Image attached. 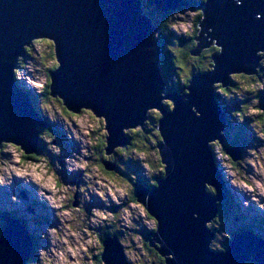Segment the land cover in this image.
Here are the masks:
<instances>
[{
  "label": "water",
  "instance_id": "1",
  "mask_svg": "<svg viewBox=\"0 0 264 264\" xmlns=\"http://www.w3.org/2000/svg\"><path fill=\"white\" fill-rule=\"evenodd\" d=\"M140 1L0 0V146L12 144L24 155L37 152L36 127L45 123L18 86L15 71L25 47L48 40L59 65L49 71L50 96L72 115L88 110L103 119L107 154L127 145L124 130L143 127L148 110L160 114L154 128L162 177L135 196L156 223L149 246L165 264H264V239L251 231L235 233L222 254L207 247L213 239L207 225L225 200L210 147L223 145L227 125L215 89L226 88L232 75L251 76L260 69L264 55L255 52L264 51V0H241L239 6L233 0L200 2L199 36L191 55L211 45L221 51L212 56L210 70L192 75L182 94L166 96L157 28L142 13ZM167 2L156 0L154 6L162 12L181 8ZM254 12L261 13L259 20H253ZM261 108L264 120V102ZM225 153L233 163L240 159L239 148ZM103 166L114 170L112 163ZM1 219L0 264H27L30 233L10 216ZM100 259L128 264L115 235L102 243Z\"/></svg>",
  "mask_w": 264,
  "mask_h": 264
},
{
  "label": "rangeland",
  "instance_id": "2",
  "mask_svg": "<svg viewBox=\"0 0 264 264\" xmlns=\"http://www.w3.org/2000/svg\"><path fill=\"white\" fill-rule=\"evenodd\" d=\"M150 1L156 0H145L148 3L142 4V13L156 15L157 21L165 19L164 39L173 53L170 56L179 55L181 50L190 53L185 69H177V75L175 71L173 74L170 71L164 77L168 84L172 80L181 84L185 74L191 73L192 63L195 62L191 55L194 49L191 45L192 39L196 43L199 36V29L195 26L199 0H169L167 3L179 4L181 8L164 12H159L154 3L149 4ZM157 34L158 29L154 33L156 38ZM43 41L48 40H34L29 46L30 56L24 64L19 63L15 79L18 86L31 92L39 114L53 126L46 124L41 127L49 134L42 133L41 144L45 146L46 153L39 154L36 160L29 159V155H24L12 144L1 145L0 178L4 183L0 184V214L4 216L9 213V216L19 219L30 232L35 243V256L30 264H43V259L50 258V238L53 232L61 239H67L69 246H74L76 240L83 243L88 235L95 236L96 243L84 245L83 250H78L76 258L79 259V264H105L97 256L106 239L101 242V238L111 231L118 234V241L128 264H151L152 256L143 247L142 234L154 229L155 221L149 219L141 204L133 199V195L135 186L151 183L163 171L156 150L151 148L153 140L146 139L148 142L144 143L138 139L133 146L114 147L106 161L113 164L117 162L118 170L107 172L99 166L96 158L101 152L98 153L94 148L101 137L104 140L107 137L103 119L94 118L88 110H81L77 115L67 111L65 113L60 99L42 102L39 96L48 81L47 70L56 65L52 43ZM208 50L209 48H205L201 51L204 57L208 56ZM260 69L258 79L254 75L245 76L246 83V80L232 75L234 88L222 92L215 89L220 98L218 103L225 106L229 126L226 128L223 145L214 142L210 147L230 196L227 197V203H221L220 207H223L222 211L219 210L217 222L207 225L213 232L211 244L214 248L219 244L222 247L226 242L224 239L231 238L240 227L252 231L258 229L255 233L264 237V208L259 207L264 204V195L256 187L259 184L264 188V143L261 141L263 129L257 120V116L262 113L257 95L264 92V57L261 59ZM163 93L164 96L170 94L167 90ZM165 102L167 101L163 100V104ZM151 113L157 111L148 110L147 122L155 126L156 120L151 119ZM138 128L140 127L124 130V134ZM153 138L157 141V137ZM134 144H138L137 149ZM140 146L143 150L138 149ZM235 146L240 149V159L233 163L225 149ZM77 164L83 166L76 167ZM8 169L18 171L21 175H14L13 171H8L5 175V170ZM77 181L79 184L75 186ZM245 184L252 191L245 188ZM73 203L76 206L73 207ZM97 213L100 215H96ZM1 218L0 226L3 225ZM72 232L76 235L73 236ZM56 247L61 248L63 245L57 242ZM41 251L45 253L44 258L38 255ZM65 259L68 264H72L74 257L65 253ZM245 264L254 263L249 260Z\"/></svg>",
  "mask_w": 264,
  "mask_h": 264
},
{
  "label": "trees",
  "instance_id": "3",
  "mask_svg": "<svg viewBox=\"0 0 264 264\" xmlns=\"http://www.w3.org/2000/svg\"><path fill=\"white\" fill-rule=\"evenodd\" d=\"M153 1V0H152ZM143 5H145L146 3H148V2H145V0H141L140 1ZM145 2V3H144ZM151 2V1H150ZM149 2V4H152L153 5V3L154 2H151L150 3ZM199 2V1H198ZM201 2V1H200ZM199 2V3H200ZM159 12H161V11H159ZM200 13V12H199ZM146 16H147V18L150 20V22H151V24H152V22H153V26L154 27H156L157 29H158V34H157V43H158V47H159V49H160V52H161V56H160V59H159V67H160V70H161V73H162V75H161V77H162V80H163V83H164V86H163V92H164V90H167L169 93H172V92H176V93H181V92H184V88L186 87V85H187V83H188V81L190 80V78L192 77V75L193 74H196V73H201V72H206V71H208V70H210L211 69V64H212V62H211V60H212V56L214 55V54H216L217 53V51H216V47L213 45V46H211V47H209V50H208V56H205L204 57V54L203 53H200L198 56H196V57H192V58H194L193 60L195 61V62H193L192 63V71H191V73L190 72H188V73H186L185 75V79H184V81L180 84V83H178V81L176 80V81H173L172 80V82L171 83H169L168 84V82L166 81V79L164 78L165 76L167 77V75L166 74H168L170 71L172 72V74L174 73V71L176 72L175 74L177 75L178 74V72H177V69H185L186 68V65H187V63H188V56H190V53H188V52H186V51H182L181 49V51H180V53H179V55H176L175 53V57H171L170 55L171 54H173L172 52H171V50H170V48H169V45L168 44H166V42H165V39H164V33H165V31H166V26H165V24H164V22H165V19L164 18H161V20L160 21H157L156 19L158 18L156 15L155 16H153L151 13H148V14H145ZM157 17V18H156ZM198 18H200V16L198 17ZM199 20V19H198ZM197 27V26H196ZM194 38V37H193ZM168 43V42H167ZM182 43H185V41H183ZM195 45H196V43L194 42V40L192 39V45H191V47L192 48H194L195 47ZM24 51H25V55L23 56V57H21L19 60H18V64L17 65H19V63H25V61L29 58V47H25L24 48ZM179 65V66H178ZM56 66H57V64L56 65H54V66H52L49 70H47V77H48V81H47V83H46V85L44 86V88L42 89V91H41V93H40V97H41V100H42V102H48L49 100L50 101H52V100H58V99H56V98H54V97H52V96H50V91H49V84H50V79H49V71H51V70H54L55 68H56ZM176 69V70H175ZM260 73H261V69H259L258 71H257V74H255L254 76H255V78L256 79H258V77H259V75H260ZM234 76H237V77H239V78H241L242 80H246V83H248L247 82V79H246V77L244 76V75H234ZM252 76V75H251ZM233 77H230V82H229V84L227 85V87L226 88H221L220 86H217L216 87V89H218L219 91H228V90H231L232 88H234L235 86H233V81H234V79H233V81L231 80ZM31 97V96H30ZM219 97V96H218ZM257 97L259 98V100L261 101L262 99H264V92H262V93H259L258 95H257ZM33 99V96L31 97V99H30V101H31V104H32V106H33V108H34V110L36 111V112H39L38 111V108L37 107H35L36 106V103L34 102L35 100H32ZM220 99V98H219ZM219 105H220V108H221V110H222V112L225 114V116H226V121H227V125H226V128H228V126H229V122H228V115L226 114V109H225V106H224V104H222V103H218ZM165 106H168V108H170L169 107V105H171V103L169 102V101H167V102H165V104H164ZM261 105V104H260ZM63 110H64V112L65 111H68V110H66L64 107H63ZM66 113V112H65ZM72 113V112H71ZM237 114L236 115H239V113L238 112H236ZM151 114H153V115H151L150 117H151V119L152 120H156L155 121V123H157V121H158V119L160 118V114L157 112V113H151ZM261 114V113H260ZM260 114L257 116V120L259 119V116H260ZM42 119L44 120V122L46 121V119L44 118V117H42ZM46 124H49V126H53V125H51L49 122H45ZM146 124V126L144 125V128H146V129H144V128H138V129H134V130H132V131H130V132H128L127 134H126V137H127V145H132L133 146V143L136 141V140H138V139H140V141H143L144 143L147 141L146 139H148V141H149V139L150 140H153V143L154 144H151L152 145V147L151 148H154L155 150H156V152H157V156H158V151H157V145H158V143L160 142V137H159V134H158V132L155 130V128H154V126H152L151 125V123L148 121V122H146L145 123ZM50 127V128H51ZM226 132V131H225ZM49 133H47L46 135H48ZM153 137H157V141L156 140H154V138ZM43 138V134H41V133H39L38 134V140H39V143H38V146H37V152L36 153H34V154H32V155H29V159H31V160H36L37 159V157H38V155L39 154H41V153H46L44 150V147L45 146H43L42 144H41V139ZM226 138V137H225ZM263 139H264V136L262 137ZM147 141V142H148ZM141 144V143H140ZM135 146H136V149H137V145L138 144H134ZM232 145L234 146L235 144L234 143H232ZM106 147H107V140H106V137H105V140L103 139V137H101V139L99 140V142L97 143V147L95 146V148H94V150L95 151H97L98 153L99 152H101V154H97V163L99 164V166H101V167H103L104 168V166H103V163L104 162H107L106 161V159H108V154L106 153ZM235 147H237V146H235ZM139 150H143V147H139L138 148ZM157 158H159V156L157 157ZM159 163H160V158H159ZM110 163V162H109ZM113 164V163H112ZM113 166H114V171L115 170H118L117 168H118V163L116 162V164H113ZM104 170H106V169H104ZM162 173H163V171H160V174L158 175V177H162ZM157 180V179H156ZM156 180H154V181H152L151 183H145V184H140V185H138L139 186V188H137V190L138 189H141V188H143V187H145V188H150V189H152V187H155L156 186ZM226 193V197H227V193H229L228 192V190L225 192ZM133 199L136 201V196H135V194H134V196H133ZM137 202V201H136ZM138 203V202H137ZM225 203H227V201H225ZM223 204V203H222ZM220 205H221V203H220ZM222 207H223V205H222ZM222 207H219V210H221L222 211ZM8 216L10 215L9 213H6ZM5 215V214H4ZM1 216H3V215H1L0 214V218H1ZM11 217V216H10ZM12 218H14L13 216H12ZM3 226H0V229L2 228ZM156 227V226H155ZM155 229L156 228H154V230H153V232L155 231ZM111 235H115L116 237H117V239L119 238L118 237V234L117 233H115V232H108V233H106L105 235H104V237L105 238H107V237H109V236H111ZM32 238V237H31ZM105 238H101V242L105 239ZM34 240V239H33ZM230 241V240H229ZM145 243V242H144ZM147 243V242H146ZM228 244H229V242H228ZM148 247L151 249V250H154L152 247H150L149 246V244H148ZM34 248H35V243H34V246H33V249H32V252H31V255H30V258H29V260H28V262H27V264H29V262L30 261H32V260H34L33 258H34V256H35V254H34ZM148 251V250H147ZM154 252H155V256L153 257H151V264H165V262H164V258H162L158 253H157V251H155L154 250ZM100 255H101V253H100ZM100 255H99V257H100Z\"/></svg>",
  "mask_w": 264,
  "mask_h": 264
},
{
  "label": "clouds",
  "instance_id": "4",
  "mask_svg": "<svg viewBox=\"0 0 264 264\" xmlns=\"http://www.w3.org/2000/svg\"><path fill=\"white\" fill-rule=\"evenodd\" d=\"M206 0H201V3H205ZM241 0H233V3H235L237 6L240 5ZM199 13H197L198 15ZM261 18V13L260 12H254L253 14V20H259ZM256 54H264V51H256ZM225 134V133H224ZM238 148V147H236ZM76 167H82V164H77L75 165ZM8 171H13V174L16 176H20L21 173L12 169H8L5 170V175H7ZM4 180L2 178H0V184H3ZM245 188H248L249 191H252V189L245 184L244 185ZM256 187L259 189L260 193L262 195H264V188H261L259 184L256 185ZM41 195H43L41 193ZM97 195H100V193H97ZM55 206V205H54ZM259 207L264 208V204L259 205ZM96 215H100L99 213H97ZM103 218V217H102ZM156 224V223H155ZM73 236L76 235L75 232L71 233ZM85 235H88L87 232H85ZM32 239V238H31ZM225 241L229 240L227 237L224 239ZM33 241V239H32ZM57 242H59L60 244L63 245V247L61 248H57L56 244ZM96 243V238L95 236L92 235H88V239L83 240V243H81L80 240H76L74 243V246H69V242L67 241V239H61L60 237L56 236L55 233L53 232L51 234V238H50V244L52 245V247L49 248V253H50V258L48 259H43V264H68V261L65 259V253L67 254H71L74 259L72 261V264H79V259L76 258L78 256V250H83L84 245H90ZM208 250L210 252L213 253H224L225 249L223 247H221V245H216L215 248L212 246L211 241H209L208 245ZM40 258H44L45 257V253L43 251L38 253ZM170 258H172L171 255H169ZM55 258V259H53ZM30 264V262H29Z\"/></svg>",
  "mask_w": 264,
  "mask_h": 264
},
{
  "label": "flooded vegetation",
  "instance_id": "5",
  "mask_svg": "<svg viewBox=\"0 0 264 264\" xmlns=\"http://www.w3.org/2000/svg\"><path fill=\"white\" fill-rule=\"evenodd\" d=\"M199 2H200V0H199ZM197 9V8H196ZM200 12V11H199ZM200 16V13L195 17V26H197L196 24H197V21H198V17ZM183 92H181V93H179V94H182ZM28 94H29V97L32 95L31 94V92L30 91H28ZM39 95H40V93H39ZM30 99H31V97H30ZM263 102H264V99H262L261 101H260V103H259V108L262 110V104H263ZM261 104V105H260ZM40 116L41 117H43L41 114H40ZM259 122L261 123V127H262V129H263V136H264V120H263V110H262V113L260 114V116H259ZM46 124V123H45ZM39 129H38V134L39 133H44V134H47L48 132H47V130H45V129H43V128H41V127H38ZM58 133V132H57ZM59 134V133H58ZM224 138H225V134H224ZM41 141V140H40ZM261 141H262V143H264V139L263 138H261ZM72 142H73V144L75 145L76 143H75V140L73 139L72 140ZM223 143H224V141H223ZM1 147V146H0ZM105 171H107V170H105ZM107 172H110V171H107ZM159 178V177H158ZM77 183L79 184V181H77V182H75V186H77ZM137 188H139V186H135L134 187V189H135V191H134V194H135V192H136V190H137ZM211 192L213 193V191L211 190ZM228 195H229V193H227V197H228ZM134 196V195H133ZM230 196V195H229ZM225 197H226V193H225ZM225 201H227V198H226V200ZM76 203H73L72 204V206L74 207V206H76L75 205ZM221 205H219V207H220ZM218 214H217V216H216V218H215V220L213 221V223H215V222H217V218H218ZM149 217V216H148ZM149 219H152L151 217H149ZM2 225V224H1ZM3 226V225H2ZM153 230L154 229H151V230H147V231H145L144 232V234H142L143 235V239H142V241H143V247H144V249L151 255V256H155V252H154V250H151L149 247H148V244H149V239L151 238V236H152V233H153ZM243 230H247V228H244V227H240V228H238V229H236V231L233 233V235H232V237L230 238H228L229 240H231L232 238H233V236H234V234L235 233H238V232H241V231H243ZM103 238H105L104 236H103ZM229 240H227L226 242H224L223 243V248H225L227 245H228V242H229ZM145 242V243H144ZM147 242V243H146ZM100 255V254H99ZM97 257H99V256H97Z\"/></svg>",
  "mask_w": 264,
  "mask_h": 264
},
{
  "label": "bare ground",
  "instance_id": "6",
  "mask_svg": "<svg viewBox=\"0 0 264 264\" xmlns=\"http://www.w3.org/2000/svg\"><path fill=\"white\" fill-rule=\"evenodd\" d=\"M196 3H197V2H196ZM198 4H199V2H198ZM198 4H197V6H198ZM197 6H196V7H197ZM185 7H186V6H185ZM190 7H191V6H190ZM152 25H153V22H152ZM28 99H30L29 96H28ZM35 112H36V111H35ZM36 113H37L38 115H40L39 112H36ZM41 119H42V117H41ZM42 120H43V119H42ZM43 121H44V120H43ZM235 148H236V147H235ZM219 170H220V169H219ZM220 174H221V172H220ZM221 177H222V181H223L224 178H223L222 174H221ZM18 180H19V179H18ZM223 183L225 184L224 181H223ZM21 185H22V183H21ZM25 185H26V184H25ZM34 185H35V184H34ZM225 185H226V184H225ZM225 185H224V187H225ZM26 186H27V185H26ZM29 187H30V186H29ZM20 189H21V187H20ZM225 189H226V187H225ZM24 192H25V191H24ZM27 192H28V191H27ZM23 196H24V195H23ZM32 198H33V197H32ZM27 201H28V200H27ZM18 204H19V203H18ZM25 204H26V203H25ZM39 209H40V208H39ZM41 210H42V209H41ZM49 211H50V210H49ZM44 213H45V212H44ZM46 213H48V212L46 211ZM40 215H41V214H40ZM7 216H8V215H7ZM257 216H258V215H257ZM43 218H44V217H43ZM14 219L17 220L18 222H20L21 225H23V226L25 227V225H24L19 219L15 218V217H14ZM38 219H39V218H38ZM41 219H42V218H41ZM25 220H26V219H25ZM48 220H49V219H48ZM45 221H47V220H45ZM53 222H54V221H53ZM28 225H29V224H28ZM28 225H27V226H28ZM60 225H61V224H60ZM25 229H27V228L25 227ZM99 230H100V229H99ZM257 230H258V229H257ZM27 231H28V230H27ZM56 231H57V230H56ZM28 232H29V231H28ZM29 233H30V232H29ZM260 236H261V235H260ZM261 237H262V236H261ZM33 246H34V243H33ZM32 249H33V248H31V252H32ZM127 263H128V262H127Z\"/></svg>",
  "mask_w": 264,
  "mask_h": 264
},
{
  "label": "snow or ice",
  "instance_id": "7",
  "mask_svg": "<svg viewBox=\"0 0 264 264\" xmlns=\"http://www.w3.org/2000/svg\"><path fill=\"white\" fill-rule=\"evenodd\" d=\"M43 43H48V41H43ZM216 51L219 53L221 51V49L220 48H217ZM57 67H59V65ZM169 107L171 108V105H169ZM170 259H172V258H170Z\"/></svg>",
  "mask_w": 264,
  "mask_h": 264
}]
</instances>
